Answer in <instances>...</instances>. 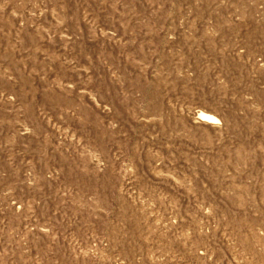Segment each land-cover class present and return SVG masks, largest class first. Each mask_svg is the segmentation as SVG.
<instances>
[{"label": "rangeland", "instance_id": "obj_1", "mask_svg": "<svg viewBox=\"0 0 264 264\" xmlns=\"http://www.w3.org/2000/svg\"><path fill=\"white\" fill-rule=\"evenodd\" d=\"M0 264H264V0H0Z\"/></svg>", "mask_w": 264, "mask_h": 264}, {"label": "bare ground", "instance_id": "obj_2", "mask_svg": "<svg viewBox=\"0 0 264 264\" xmlns=\"http://www.w3.org/2000/svg\"><path fill=\"white\" fill-rule=\"evenodd\" d=\"M199 118L202 122H205V123L211 124V125L217 124L219 122L216 117L209 115V114H206V113H203V112H201L199 114Z\"/></svg>", "mask_w": 264, "mask_h": 264}]
</instances>
